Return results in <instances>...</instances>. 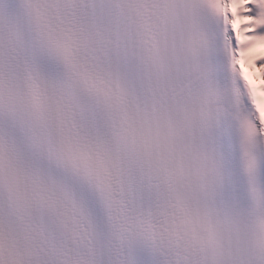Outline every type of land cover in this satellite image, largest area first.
Instances as JSON below:
<instances>
[{"label":"snow or ice","instance_id":"6c2138e0","mask_svg":"<svg viewBox=\"0 0 264 264\" xmlns=\"http://www.w3.org/2000/svg\"><path fill=\"white\" fill-rule=\"evenodd\" d=\"M0 264H264V0H0Z\"/></svg>","mask_w":264,"mask_h":264}]
</instances>
